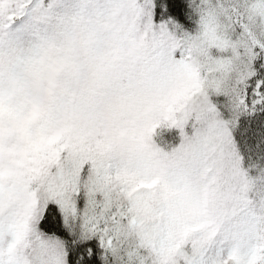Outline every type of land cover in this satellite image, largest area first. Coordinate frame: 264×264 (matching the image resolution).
<instances>
[{"label":"snow or ice","instance_id":"1","mask_svg":"<svg viewBox=\"0 0 264 264\" xmlns=\"http://www.w3.org/2000/svg\"><path fill=\"white\" fill-rule=\"evenodd\" d=\"M0 264H264V0H0Z\"/></svg>","mask_w":264,"mask_h":264}]
</instances>
